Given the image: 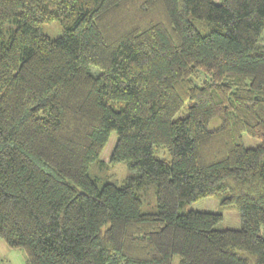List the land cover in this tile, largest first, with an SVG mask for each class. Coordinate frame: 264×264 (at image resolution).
<instances>
[{"label":"trees","instance_id":"16d2710c","mask_svg":"<svg viewBox=\"0 0 264 264\" xmlns=\"http://www.w3.org/2000/svg\"><path fill=\"white\" fill-rule=\"evenodd\" d=\"M263 29L264 0H0L5 245L25 264H264ZM112 132L109 164L136 173L121 186L90 175ZM213 196L241 229L178 212Z\"/></svg>","mask_w":264,"mask_h":264},{"label":"rangeland","instance_id":"374dc122","mask_svg":"<svg viewBox=\"0 0 264 264\" xmlns=\"http://www.w3.org/2000/svg\"><path fill=\"white\" fill-rule=\"evenodd\" d=\"M193 25L203 32L205 24L199 21L192 20ZM68 22L59 23L52 22L45 24L42 27L41 32L51 39H55L62 34L64 27H67ZM9 26L5 24L3 27L4 32ZM259 46L264 48V29L260 36ZM203 81V77L200 76L195 79L196 85H200ZM188 102L180 109V111L174 116V119L183 117L186 114V107ZM219 119L215 118L210 122V127L219 125ZM116 141V135L112 132L109 139L100 153L99 160L106 163V167L99 168L95 165L90 166V175L101 176L105 182L112 183L116 186L123 185L129 177L135 176L136 173L129 167L127 161L109 164V157ZM242 143L247 148H254L259 145L260 141L256 138L248 136L246 133L242 134ZM153 155L161 160L169 161V156L165 147L161 145L153 146ZM155 187L153 183H147L139 187V194L141 195L142 205L140 212H156L155 203ZM189 211L205 212V213H220L221 220L215 225L217 230L233 229L239 230L242 227V215L238 208L233 204L223 206L219 203L217 196L201 198L199 200L182 205L178 212L186 213ZM261 235L264 237V227L260 228ZM0 264H25V255L21 250L8 248L3 240L0 238ZM170 264H179V258L177 255H173Z\"/></svg>","mask_w":264,"mask_h":264}]
</instances>
